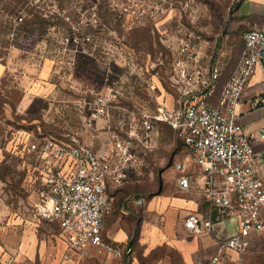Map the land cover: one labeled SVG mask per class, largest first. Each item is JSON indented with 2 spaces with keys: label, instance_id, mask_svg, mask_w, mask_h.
I'll list each match as a JSON object with an SVG mask.
<instances>
[{
  "label": "built area",
  "instance_id": "1",
  "mask_svg": "<svg viewBox=\"0 0 264 264\" xmlns=\"http://www.w3.org/2000/svg\"><path fill=\"white\" fill-rule=\"evenodd\" d=\"M126 10L136 11L133 5ZM57 16L67 26L62 38L66 46L93 43V34L85 27L97 25L96 5L84 7L79 0L75 9H62L55 0L0 1V30L6 29L11 45L26 32L29 19ZM202 45L198 37L182 39L169 73L171 105L132 111L128 119L125 114V119L116 116L123 108L107 74L104 85L80 104L81 131L66 132L63 138L47 134L27 138L24 151L38 184L34 216L57 224L70 248L93 245L119 258L132 252L130 246L122 248L104 236L105 218L114 206L110 189L133 178L153 150L159 124L165 122L184 147L185 159L175 162L180 187L191 189L196 170L204 179L207 212L189 213L186 228L208 233L215 220L230 216L239 226L235 234L218 240L215 254L195 264H220L229 251L237 252L241 264H246L249 255L264 253L252 248L253 236L264 231V150L254 147L238 111L250 77L259 65L264 67V21L246 31L239 60L223 83L221 65L202 61ZM257 101L264 102V93Z\"/></svg>",
  "mask_w": 264,
  "mask_h": 264
},
{
  "label": "rangeland",
  "instance_id": "2",
  "mask_svg": "<svg viewBox=\"0 0 264 264\" xmlns=\"http://www.w3.org/2000/svg\"><path fill=\"white\" fill-rule=\"evenodd\" d=\"M55 1L62 9H75L79 0ZM80 1L84 7L96 5L99 16L97 25L85 27L93 34V43L81 48L62 42L67 26L60 16L28 21L31 27L13 45L6 29L0 30L2 245L19 226L35 219L38 184L24 151L27 138L41 134L63 138L66 132L81 131L80 104L104 85L107 74L123 108L116 116L128 119L132 111L150 112L171 105L172 92L161 76L167 78L166 71L170 73L172 67L167 68L177 57L182 39L198 37L210 46L218 42L232 20L236 0ZM132 5L136 11H127ZM162 61L166 65L157 71ZM183 159L184 147L174 130L166 124L158 126L153 150L125 190L157 193L162 171ZM53 231L60 234L59 229Z\"/></svg>",
  "mask_w": 264,
  "mask_h": 264
},
{
  "label": "crops",
  "instance_id": "3",
  "mask_svg": "<svg viewBox=\"0 0 264 264\" xmlns=\"http://www.w3.org/2000/svg\"><path fill=\"white\" fill-rule=\"evenodd\" d=\"M263 21L264 0H236L226 33L215 44L202 45V61H217L221 65L222 83L239 60L246 31ZM263 84L264 67L259 65L238 105L239 120L257 150H264V138H260L264 135V102H256L263 96ZM97 143L101 144L98 140ZM160 176L162 182L155 194L126 191L125 185L110 189L114 206L106 215L103 233L120 247L132 248L125 257L110 256L93 245L72 249L61 233H53V229L60 230L57 224L35 218L4 239L3 245L0 244V260L3 264H195L200 258H210L217 251L218 240L237 232L236 217L215 220L208 233L190 232L185 226L188 214L205 215L208 209L201 189L203 174L196 170L190 190L178 184L175 166L162 171ZM139 198L144 202L139 203ZM252 248L264 249V231L253 236ZM263 262L264 253H253L246 259V264ZM220 264H241L240 256L229 251Z\"/></svg>",
  "mask_w": 264,
  "mask_h": 264
},
{
  "label": "trees",
  "instance_id": "4",
  "mask_svg": "<svg viewBox=\"0 0 264 264\" xmlns=\"http://www.w3.org/2000/svg\"><path fill=\"white\" fill-rule=\"evenodd\" d=\"M36 20H37V19H36ZM40 20H42V19L40 18L39 21H40ZM31 21H32V20H29V23H31ZM29 23H28V21H27L26 27H31V26H30L31 24H29ZM163 57H164V55H163V53L161 52L160 59H163ZM162 65H163V66L166 65V64L164 63V61H162V62H160V63L157 64V66L155 67V68L157 69V71H158V69H160V70L163 69ZM170 67H172V66L169 65V67H168L167 69H169ZM156 69H154V70H156ZM164 69H165V68H164ZM222 73H223V72H222ZM165 74L168 75L167 78L163 77V75H162V76H161V80H164L165 83H167V81H168V79H169V74L167 73V71H166ZM165 79H166V80H165ZM221 79H222V78H221ZM163 124H166V125H168L169 127H171L168 123H165V122L160 123L159 126H162Z\"/></svg>",
  "mask_w": 264,
  "mask_h": 264
}]
</instances>
